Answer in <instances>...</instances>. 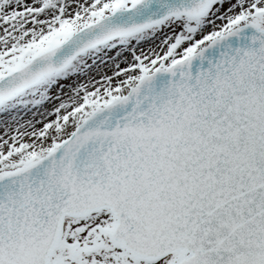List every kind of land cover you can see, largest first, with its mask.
Instances as JSON below:
<instances>
[{"label":"snow or ice","instance_id":"obj_1","mask_svg":"<svg viewBox=\"0 0 264 264\" xmlns=\"http://www.w3.org/2000/svg\"><path fill=\"white\" fill-rule=\"evenodd\" d=\"M0 114V264H264V0H0Z\"/></svg>","mask_w":264,"mask_h":264},{"label":"rangeland","instance_id":"obj_2","mask_svg":"<svg viewBox=\"0 0 264 264\" xmlns=\"http://www.w3.org/2000/svg\"><path fill=\"white\" fill-rule=\"evenodd\" d=\"M144 47L147 48L148 45L145 44ZM110 55H111V54H110ZM95 72H96V70L93 71V74H95ZM18 119H19V122H20L21 124H24V125L27 126L28 121H30V120H31V121H34V122H35V121H39V120L42 119V117L39 115V113H37V114L34 116L32 112H27V113H25V112H21V113L19 114ZM5 120H8L9 125H10V127H11L13 130H14L15 128L19 127V124L15 123V122H12L11 118L8 117L6 114H0V133H2V132L6 129V125H4V124L2 123V122L5 121ZM39 126H40V125L37 123V124H36V127L39 128Z\"/></svg>","mask_w":264,"mask_h":264}]
</instances>
